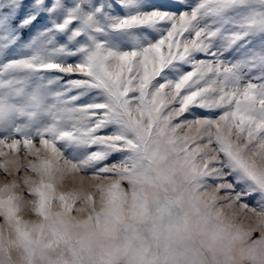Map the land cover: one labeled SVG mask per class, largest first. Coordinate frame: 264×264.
Segmentation results:
<instances>
[{
	"label": "snow or ice",
	"instance_id": "obj_1",
	"mask_svg": "<svg viewBox=\"0 0 264 264\" xmlns=\"http://www.w3.org/2000/svg\"><path fill=\"white\" fill-rule=\"evenodd\" d=\"M0 172V264H264V0H0Z\"/></svg>",
	"mask_w": 264,
	"mask_h": 264
},
{
	"label": "rangeland",
	"instance_id": "obj_2",
	"mask_svg": "<svg viewBox=\"0 0 264 264\" xmlns=\"http://www.w3.org/2000/svg\"><path fill=\"white\" fill-rule=\"evenodd\" d=\"M4 183H8V181L4 179L3 173L0 172V184H4ZM24 218L25 219H34V217L28 216V215H25Z\"/></svg>",
	"mask_w": 264,
	"mask_h": 264
}]
</instances>
